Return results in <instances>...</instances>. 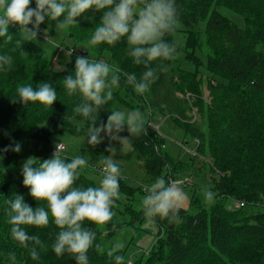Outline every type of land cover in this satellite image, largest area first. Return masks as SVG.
I'll list each match as a JSON object with an SVG mask.
<instances>
[{
  "label": "trees",
  "instance_id": "trees-1",
  "mask_svg": "<svg viewBox=\"0 0 264 264\" xmlns=\"http://www.w3.org/2000/svg\"><path fill=\"white\" fill-rule=\"evenodd\" d=\"M176 7L179 30L186 36L183 57L192 61L196 70L186 72L181 68L176 46L174 60L149 64L156 79L144 95L136 94L125 82L129 74H135L139 80L145 67L132 63L123 39L114 46H86L99 24L100 13L90 11L83 14L84 19L77 18V26L60 31L62 38L69 42V46H65L69 56L77 49L79 56L105 60L121 73L120 86L114 90L113 100L96 113L95 121L85 120L73 112L81 102L80 98L67 96L63 87V78L74 66L72 56L63 68L56 69L52 65L50 44L47 47L37 42H22L17 46L19 34L15 25L9 29L13 39L8 42L0 40V54L10 55L13 61L7 71L0 72V149L8 148L7 152H0V264H13L8 259L10 253L15 254V264H75L69 254L57 257L52 252L51 245L59 229L51 220L46 228L29 226L25 229L44 245L37 248L39 260L33 261L29 248L20 247L11 237L10 226L6 223L5 200L22 195L24 202L32 207L45 206L43 201L36 203L22 184L19 155L11 151L16 140L29 134L31 139L49 146L50 137L56 131L85 135L95 122L97 125L105 123L107 115L118 105L139 110L145 115V130L137 134L122 131L119 135L128 137L126 141L132 146L133 157L141 160V168L149 178L154 180L157 176H164L173 181L179 174L188 172L203 181L210 180V188L215 194V201L209 204L202 192L193 190L190 210L180 207L175 220L155 218L159 228L156 240L141 253L143 256L132 254L128 248L121 249L117 254L123 256V264H264V0H176ZM229 14H236L242 26H238ZM200 21L205 23L202 33L207 41H199ZM42 25L55 29L54 23L47 20ZM220 34L228 47L217 51L209 47V39ZM163 39L174 43L172 33ZM196 48L201 55L195 54ZM201 57H204L203 61ZM196 74H201L202 80L205 77L216 82L208 86L209 97L204 100L192 93L201 92L192 84L194 79L197 81ZM187 75H192L193 79ZM185 77L189 83L183 87L192 89V92H180L178 96L181 87L177 85ZM42 82H48L57 91V100L49 108L35 102L24 105L18 100L13 102L18 98V85L32 83L35 87ZM158 115L170 117L182 128L184 135L195 144L193 151L201 157L200 163L206 164L207 172L201 166L195 168L191 163L172 160L168 152L165 154L164 138L157 132L158 127L155 129L152 125V119ZM51 156L48 153L38 160ZM165 156L178 171L173 174L176 177H172ZM97 171L89 166L82 171L75 185L95 186L100 180L94 177ZM119 183L122 196L134 199L136 193L138 202H141L144 191L121 180ZM183 185L193 188L190 182H183ZM233 203H242V206L233 207ZM131 204L132 201L130 207L134 212ZM83 226L94 233V245L104 249L103 252L89 249L88 264H113L112 258L106 254L110 247H105V240L113 236L112 221L101 230L88 221ZM134 243L131 239L129 245Z\"/></svg>",
  "mask_w": 264,
  "mask_h": 264
},
{
  "label": "clouds",
  "instance_id": "clouds-1",
  "mask_svg": "<svg viewBox=\"0 0 264 264\" xmlns=\"http://www.w3.org/2000/svg\"><path fill=\"white\" fill-rule=\"evenodd\" d=\"M30 4L34 7H29ZM90 11L100 13V18L86 46H114L123 39L132 63L145 67L139 80L135 74H129L125 82L136 94H146L156 79L149 64L174 60L177 55L176 44L163 39L178 26L176 0H0V40L11 41L13 33L9 29L15 25L19 34L17 46L22 42H36L39 25L45 20L54 23L55 31H64L77 26V18L84 19L83 14ZM12 62L10 55L0 54V72L7 71ZM120 76L119 69L105 60L78 55L72 71L63 78L66 95L78 96L81 101L73 112L85 120L95 121L96 113L113 100V92L120 86ZM16 94L18 98L13 102L18 100L22 105L35 102L49 108L57 100V91L48 82L38 83L35 87L32 83L20 84ZM144 125L145 115L139 110H112L105 123L97 125L95 122L87 129L86 138L93 146L105 137L126 141L128 137H121L120 132L137 134L145 130ZM20 149V143L16 142L11 151L18 153ZM7 151V147L0 149V152ZM106 151L112 155L103 156L99 161L101 178L98 184L88 187L75 185V181L90 166L89 157L76 155L66 160L55 150L51 158L41 161L29 157L23 162L20 168L22 184L36 203L43 201L45 206L32 207L24 202L22 195H14L4 201L8 212L6 223L10 226L12 239L20 247L29 248L33 261L39 260L37 248L44 245L25 229L29 226L46 228L50 220L59 229L51 245L57 257L69 254L75 264H88L89 249L104 251L100 245H94V233L83 224L88 221L105 225L111 221L115 215L113 205L122 197L121 170L113 158L116 150L109 146ZM144 193L140 207L150 222L157 217L175 220L186 199L179 183L164 176H157ZM202 194L206 202L213 201L214 192L207 186L202 189ZM123 248L122 242H115L108 249L106 254L113 264H123V256L117 254ZM8 259L15 264L14 253H10Z\"/></svg>",
  "mask_w": 264,
  "mask_h": 264
},
{
  "label": "rangeland",
  "instance_id": "rangeland-1",
  "mask_svg": "<svg viewBox=\"0 0 264 264\" xmlns=\"http://www.w3.org/2000/svg\"><path fill=\"white\" fill-rule=\"evenodd\" d=\"M229 16L236 22L238 26H242V21L236 14H229ZM28 27H30V25ZM177 28L178 29H176L175 32L172 33V40L176 44L178 49V57L181 68L186 72H193L196 70L195 64L192 61H188L183 57V54L186 52V36L183 32L179 30V23ZM198 30L201 32L198 34L199 41L202 39L207 41L208 38L205 39L204 33H202L203 31H205L204 21H200L198 23ZM61 39L63 38L61 36L60 31H55V29L43 26L42 24L39 25L36 42L47 47H49L50 44V52L53 58L52 65H54L56 69L63 68L68 62V60L71 58L70 56H72V58L74 59L78 56L77 49H75V52L69 56V54L65 52V46H69V42L66 39H63V42L61 44ZM209 40L211 42V45L209 47H212L217 51H221L222 49L228 47L225 38L221 34L217 38ZM58 48H61V50H58ZM56 50H58L59 53L57 52V54L55 55ZM195 54L201 55L197 48L195 49ZM89 58L92 59L91 57ZM201 58L203 61L204 57ZM198 75L197 81L196 79H194L195 81H193L192 84L195 85L194 89L198 90L199 88L201 92H192V89L185 88L189 83V80L185 77V79H182V81L179 82V85H177L178 87H181L180 90L178 89L177 95L180 96V92L190 91L200 99L204 100L208 98V86H210V84L215 85L216 82L212 78L206 79L205 77H203L202 80L201 74ZM187 76L193 79L192 75ZM116 110L125 112L130 111L127 107H120L119 105L116 107ZM152 125H154L155 129L158 127L157 132L160 136L164 138L166 145L162 141V144L164 145L163 149L165 151V154H167L168 152L169 158L174 161L191 163V166L195 168L201 166L202 168H204V171L207 172V167L205 166L206 164L200 163L201 157L197 156V154H195V152L193 151L195 148V144L184 135L182 128L176 125L173 119L168 116L158 115L156 118L152 119ZM205 129L206 126H204V130ZM101 135H103V133H101ZM50 140V145L46 146L41 142H37L31 139L29 134L21 135L16 140V142H19L21 145V149L18 152V169L21 168L23 162L27 158L34 157L38 159L41 156L50 153L51 146L53 147L55 144L61 143L64 145L65 150L62 151L60 154L70 159L76 155L89 157V165L95 170H99L97 171L98 174H96L94 177L96 179H100L101 176L99 173H101L102 169L99 161L103 156L112 155V153L106 151V149L111 146L114 147L116 150L113 158L115 159L121 170L119 180H121L124 184H127L128 186L133 187L135 189L144 191L155 180H152L147 176V174H145V172L141 168V160L135 159V157H133L132 146L127 141H112L109 137H105L101 143L93 146L88 143L86 134L75 135L66 131L54 132L51 135ZM206 142L208 143V140H206ZM206 142L205 144H207ZM165 158L169 162V167L172 171V177H176L173 174L177 173L178 171L174 168L175 166L173 162L170 161L167 156H165ZM191 166H188V170L193 169ZM191 171L193 172V170ZM206 176L210 177V175ZM173 182H178L179 186L185 191L186 199L180 207L187 210H190L189 202L193 190L195 191V193L200 192L201 194L202 189L205 186H207L208 188L211 187L210 180L203 181L202 179L196 177L195 175L193 176L188 172L179 174V176L173 179ZM183 182L186 184L190 182L191 185H193V188H189L188 186L185 187L183 185ZM138 197L139 196H136V193H134V199H126L125 196H122L121 199L115 201L112 209L115 215L111 220L114 228L113 236L105 240V247L111 248L110 243L113 244L115 242H122L124 244V248H128V251H130L132 254L135 253L140 255L142 252H146L156 240L159 228L154 222V220L150 222L149 220L145 219L140 207V200L138 202ZM131 201V206L134 208V212L131 211ZM213 201L215 200L213 199ZM123 204H125V206ZM232 206L235 207L234 203L232 204ZM116 210H118L117 214ZM128 212L130 213L129 215ZM103 226L104 225H98L97 229L101 230L103 229ZM131 239H133L135 243L130 246L129 242ZM143 254H141L140 256H143Z\"/></svg>",
  "mask_w": 264,
  "mask_h": 264
},
{
  "label": "built area",
  "instance_id": "built-area-1",
  "mask_svg": "<svg viewBox=\"0 0 264 264\" xmlns=\"http://www.w3.org/2000/svg\"><path fill=\"white\" fill-rule=\"evenodd\" d=\"M55 150H57L59 152V154L65 150V147L63 144L61 143H57L55 144L51 149H50V154L53 155V153L55 152ZM242 206V203H236L235 207H240Z\"/></svg>",
  "mask_w": 264,
  "mask_h": 264
},
{
  "label": "water",
  "instance_id": "water-1",
  "mask_svg": "<svg viewBox=\"0 0 264 264\" xmlns=\"http://www.w3.org/2000/svg\"><path fill=\"white\" fill-rule=\"evenodd\" d=\"M78 51L81 52V48L80 47L78 48Z\"/></svg>",
  "mask_w": 264,
  "mask_h": 264
}]
</instances>
